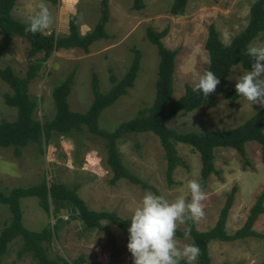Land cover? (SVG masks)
I'll use <instances>...</instances> for the list:
<instances>
[{"label": "rangeland", "instance_id": "rangeland-1", "mask_svg": "<svg viewBox=\"0 0 264 264\" xmlns=\"http://www.w3.org/2000/svg\"><path fill=\"white\" fill-rule=\"evenodd\" d=\"M73 2V0H71ZM80 1V3H79ZM174 0H145L146 7L137 10L133 0H108L110 19L106 30L111 38L95 41L89 52L81 48L59 49L44 63L39 76L31 83L30 92L40 98L36 111L38 118H52L56 106L52 91L56 84L63 82L70 73H75L69 103L73 110L85 112L94 95L91 76L96 72L103 92L112 87L111 70L119 78L128 72L135 49L142 51L141 69L134 87L121 96L113 105L105 108L99 124L103 129L113 131L122 122L135 117L139 110L152 105L158 78V48L147 38V27L161 31L168 27L165 44L177 49L175 72V97L183 94L186 84H195L205 72L209 55L205 48L208 29L215 23L222 41L229 43L242 31L250 18V6L255 0H189L185 13L176 16L169 13ZM40 0H17L12 14L21 21L38 11ZM53 17V24L45 34L55 32L58 36L68 32L73 13L65 14L66 0L57 4L45 0ZM77 24L85 34L100 20L102 0H78ZM88 18V19H87ZM95 19V21H93ZM2 30L0 29V41ZM264 42V32L252 43ZM29 42L16 36L4 52H0V69L11 66L18 75L25 76L29 64ZM249 71L237 64L228 76L227 82L235 86L240 74ZM12 93L10 85L0 77V121H13L18 116V107L5 102V94ZM259 105L251 104L244 97L235 101L218 96L211 106H204L185 116H176L169 126L178 131L230 129L250 117ZM45 145L44 152L35 143H29L20 156L12 147L0 146V188L9 191L19 186L37 185L52 180L53 163L57 166L59 178L69 188L78 186V193L88 206L95 211L116 212L123 219L131 218L140 206L143 195L152 189L121 178L111 184L113 171L107 164L105 139L92 133L61 136L60 140ZM122 159L128 169L142 181L154 186L159 194L170 200L183 195L190 200L188 182L200 180L201 160L192 146L178 143L180 156L185 165L178 166L170 186L166 179L165 151L159 138L150 132L127 134L119 139ZM247 156L243 158L235 149L215 148V165L219 174H212L204 189L207 199L203 201L205 216L196 222L201 231L212 228L225 204L227 195L238 185L234 204L230 210L226 229L233 233L242 227L251 206L264 190V162L261 146L257 142L246 144ZM248 162H247V161ZM24 225L31 230H41L53 225L56 217L52 211L42 208L36 196L21 200ZM68 216L67 214H64ZM11 213L6 204L0 203V233L10 221ZM104 230L80 233L77 225L67 224L50 251L52 256L63 255L71 260L84 257L82 264H133L127 249L129 232H123L115 223L103 220ZM185 224L178 229H185ZM254 229L264 233V213L254 224ZM178 243L192 244V238L177 237ZM22 245L20 238L9 244L1 256L0 264H37L30 255L18 257ZM211 264H264V238L247 237L233 241L213 240L210 243Z\"/></svg>", "mask_w": 264, "mask_h": 264}, {"label": "trees", "instance_id": "trees-1", "mask_svg": "<svg viewBox=\"0 0 264 264\" xmlns=\"http://www.w3.org/2000/svg\"><path fill=\"white\" fill-rule=\"evenodd\" d=\"M17 0H0V29L2 40L0 52H4L16 36L25 38L29 44V64L25 76L14 72L13 67L6 66L0 69V77L6 81L12 93L5 94V102L18 107V116L15 120L0 121V146L12 147L14 154L20 156L23 149L29 143H36L39 150L44 152L45 145L58 143L61 136L77 135L81 132L92 133L105 139L107 151V164L113 171L111 184H116L121 178L140 184L143 188L152 189L156 194L159 191L147 182L142 181L133 174L125 165L119 149V139L127 134L153 133L161 143L165 151L166 179L170 186L176 183L174 174L178 166H184L185 161L180 156L178 143L192 146L201 160L200 181L204 189L208 186L212 174H219L215 165V148H233L243 158L247 156L246 144L257 142L261 146L262 161L264 162V108L259 107L255 112L239 125L230 129H209L178 131L170 127L169 122L176 116H185L204 106H211L218 96L235 101L242 96L236 94L235 86L228 84L227 79L233 67L241 64L243 68L250 70L253 62L251 57L245 54L249 43L264 32V0H255L250 6V18L245 28L236 34L229 43H224L215 25L211 23L205 48L209 55V63L206 70L213 71L221 78L216 92L205 97L203 93L192 91L195 84H186L181 96L175 97V72L177 49L168 47L164 38L168 35L169 28L161 31L148 26L147 38L158 48L159 65L156 92L151 106L139 110L138 114L122 122L113 131L103 129L99 124V118L103 110L113 105L121 96L125 95L129 88L134 87L141 69L142 51L135 49V56L126 74L119 78L111 70L110 79L112 87L103 92L100 89V79L96 72L91 76V87L94 98L87 111L80 112L71 108L69 95L75 73L72 72L61 83L56 84L52 97L56 106L55 115L52 118L41 119L36 116V111L41 104L30 92L31 83L39 76L44 63L59 49L81 48L85 52L90 51L91 45L103 38H111L106 30V24L110 19L108 0H102L103 7L100 20L94 28L82 34L78 28V13L71 16L69 32L67 35L58 36L55 32L50 34L26 32L28 21H21L12 14ZM57 4L59 0H48ZM134 7L142 10L146 7L145 0H133ZM189 0H174L169 8V13L181 16L187 9ZM56 143V144H57ZM247 161V160H246ZM248 162V161H247ZM238 185H234L227 195L216 224L206 231L196 227V222L187 220L185 229H177V237H184V232L191 229L192 243L200 248V255L196 264H211L210 243L213 240L233 241L240 238L258 237L264 238V233L254 229L258 217L264 213V190L257 196L251 206L244 225L233 233L226 229V223L230 210L234 204ZM36 196L39 204L45 210L56 217L55 224L46 225L41 230H31L24 225L21 200L24 197ZM0 203L6 204L11 213L10 221L3 227L0 233V259L9 248V244L20 238L22 245L18 251V257L30 255L37 264H82L84 257L69 259L63 255L52 256L50 251L55 241L60 237L62 229L73 219L82 221L80 233L100 232L105 226L103 220L115 223L123 232L127 233L131 218L123 219L116 212L95 211L86 201L80 197L78 186L69 188L59 178L57 173H52L51 183L46 180L37 185L19 186L9 191L0 188ZM62 205V207H61ZM62 208L72 209L74 212L68 219L59 214ZM76 217V218H75ZM78 227V226H77ZM181 264H187L182 260Z\"/></svg>", "mask_w": 264, "mask_h": 264}, {"label": "clouds", "instance_id": "clouds-1", "mask_svg": "<svg viewBox=\"0 0 264 264\" xmlns=\"http://www.w3.org/2000/svg\"><path fill=\"white\" fill-rule=\"evenodd\" d=\"M38 11L28 17L26 32L45 33L53 24V17L45 0H40ZM245 54L251 57L250 70L235 80V91L252 105L264 108V42L249 43ZM221 78L213 71H205L193 86L192 91L205 97L216 92ZM190 200L183 195L170 200L164 194L145 192L141 204L134 210L128 228L127 249L133 264H196L200 248L195 244L181 246L177 241V229L186 220L198 222L205 216L203 201L207 193L198 179L188 182ZM191 237V229L184 238Z\"/></svg>", "mask_w": 264, "mask_h": 264}, {"label": "crops", "instance_id": "crops-1", "mask_svg": "<svg viewBox=\"0 0 264 264\" xmlns=\"http://www.w3.org/2000/svg\"><path fill=\"white\" fill-rule=\"evenodd\" d=\"M78 2V0H73V2L71 1V0H66V3H65V11H64V13L65 14H68V13H73V14H75V13H78L79 14V12H78V5H79V3H80V1H79V3L77 4V8L75 9V12H72V10H73V6L74 5H76V3ZM88 19V18H87ZM93 21H95V19L93 20ZM92 30V29H91ZM90 29H89V31H91ZM88 31V32H89ZM68 32H69V26H68ZM68 32H67V29H66V31H64V35H67L68 34ZM87 33V32H86ZM53 165V168H54V170H53V174L54 173H57V166H56V164H52ZM61 207H62V205H61ZM74 211L71 209H69V208H62V211H60L59 212V214L61 215V216H63L65 219H68L70 216H71V214L73 213ZM64 214H67L68 216H66V215H64ZM76 218V217H75ZM75 223L77 226H80V228L82 227H84L83 226V223H82V221H77V218L76 219H73L72 221H70L69 223ZM68 223V224H69ZM80 228H79V230H80Z\"/></svg>", "mask_w": 264, "mask_h": 264}]
</instances>
